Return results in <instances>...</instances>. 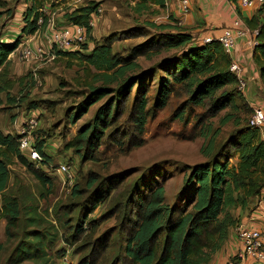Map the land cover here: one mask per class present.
Segmentation results:
<instances>
[{
  "label": "trees",
  "instance_id": "1",
  "mask_svg": "<svg viewBox=\"0 0 264 264\" xmlns=\"http://www.w3.org/2000/svg\"><path fill=\"white\" fill-rule=\"evenodd\" d=\"M66 1L25 0L21 11L23 35L44 31L51 10ZM165 1L139 0L135 10L139 13L147 11L152 4L163 8ZM231 1L241 16L238 0ZM99 6V1L85 0L79 5L65 7L62 14L65 22L83 27L87 38L77 50L52 49L56 58L77 62L86 73L91 74L90 80L84 83L82 98L69 114V124H74L93 104L104 99L92 118L81 125L72 139L65 143V149H73L82 160H95V152L104 136L110 137V133L118 126V118L123 114L125 103L135 85L129 118L132 131L138 136L143 134L149 109L146 107V89L142 85V77L150 69L141 72L140 63L135 60L139 56L151 57L161 51L174 52L155 67L163 72L159 77L156 106L163 107L178 84L186 94L187 103L192 107H206L207 115L215 116L226 108L232 110L223 114L219 127L211 135V125L203 124L200 133L207 141L202 145L201 152L207 159L184 165L183 188L178 195V200L183 198L182 201L169 205L165 200L163 184L155 180L150 183L144 179L146 191L140 184L142 178L139 182L135 180L130 190L115 195V198L123 199L116 205L123 208L120 219L127 227L120 224L116 231L114 238L120 252L111 264H207L227 241L231 229L239 225L241 216L238 213L255 208V202L264 188V138L259 127L249 124L253 108L238 87L237 75L230 71L233 57L216 39L219 35L204 43L203 38L194 37L183 26L151 21L146 22V25L155 32L132 46L126 54H120L112 47L116 35L101 42L92 36L90 19L98 12ZM44 9L50 12L46 13ZM243 21L250 29L257 30L254 38L257 44L253 46L252 57L264 87V3L258 4L249 17H243ZM230 27H223L221 33ZM143 29V26H136L125 33L141 35ZM20 36L16 35L12 42L0 39V105L28 102L30 89L35 85L30 74L28 81L19 78V83L25 84L20 95L16 97L11 93L16 82L10 74L9 55L17 48ZM92 42L90 47L89 43ZM39 105V101L28 102L29 109L35 110ZM240 110L246 114L245 117L236 115ZM183 114L184 110L179 113V117ZM201 119L198 118L197 123H201ZM228 122L233 123L234 130L216 146L220 128ZM117 133L112 136L116 138ZM18 137L17 132L0 129V216L6 221L7 235H11L10 231L18 224L38 223L35 208L27 205L23 207L18 197L6 191L10 166L20 164L32 172L43 188L50 191L52 186V180L46 173L53 160L45 150L47 139L40 135L39 129L33 131V147L41 159L31 160L19 149ZM118 143L122 144L124 140L120 138ZM232 159H235L234 163ZM85 184L84 189L78 182L71 188L73 201L68 206L75 204L78 207L75 224L70 225L73 228L72 236L82 234L92 224L91 221L95 223L89 217L90 214L100 204L111 200L114 196L112 191L119 180L116 176L107 179L90 176ZM108 236L107 233L101 235V245ZM65 250L64 247L61 249L63 252ZM43 252V236L34 233L27 235L14 249L16 260L21 261L40 259ZM230 258L233 259V255ZM79 264L92 263L81 261Z\"/></svg>",
  "mask_w": 264,
  "mask_h": 264
},
{
  "label": "rangeland",
  "instance_id": "2",
  "mask_svg": "<svg viewBox=\"0 0 264 264\" xmlns=\"http://www.w3.org/2000/svg\"><path fill=\"white\" fill-rule=\"evenodd\" d=\"M84 1L73 3L69 0L55 7L51 12L44 9L45 12H50L48 29L23 35L21 11L25 6V0H0V39L12 42L16 35H21L17 48L9 55L10 74L16 82L11 93L18 97L21 88L25 85L19 83V78L23 77L25 82L31 74L35 85L30 89L28 100L40 102L35 110L28 108L29 101L1 104L0 129L4 132L16 133L20 125L35 115L37 117L35 130L39 129L40 135L47 139L45 150L53 159L51 166L46 170L52 180L50 191L43 188L26 167L20 164L10 166L11 174L6 191L18 197L23 207L27 205L35 208L38 223L18 224L10 231L12 234L7 235L6 221L0 216V264H79L81 261L111 264L115 255L120 252L118 242L114 238L116 231L120 224L127 227L120 219L123 208H118L116 205L123 199L115 198V195H121L126 189L130 190L132 183L135 180L139 182L142 178L140 184L145 189L147 184L143 182L144 179L150 183L155 180L163 184L165 200L169 205L182 201L183 198L178 200V195L183 188V176L186 172L184 165H193L207 159L201 152L202 145L207 141L200 133L203 124L211 125L209 132L211 135L219 127L223 114L232 111L226 108L215 116L207 115L206 107H192L187 103L186 94L178 84L167 103L163 107L156 106L159 77L163 72L155 67L162 59L174 52L161 51L151 57L139 56L135 60L140 63L141 72L150 69L142 77V85L146 89V107L149 109L143 134L138 136L132 131L129 118L137 86L135 85L125 103L123 114L118 118V126L110 133V137L104 136L98 151L95 152V160H82L73 149H65V143L72 139L81 125L92 118L96 108L104 101L102 99L96 102L74 124H69V114L82 98V90L85 91L84 83L90 80L91 74L86 73L83 66L77 62L56 58L55 54L52 57L48 51L52 28H65L71 25L62 19L63 9L79 5ZM96 1L100 2V10L91 16L92 36L101 42L109 36L116 35L117 39L112 41L113 50L123 55L132 46L144 41L155 32L146 25V22L165 23L168 19L169 10L166 4L163 8L152 4L147 11L139 13L135 10L139 0ZM136 26H143V34L125 33ZM92 45L93 42L89 43L90 47ZM28 48L32 51V55L24 57L22 51ZM38 49H41V52ZM246 98L249 102L255 98L264 100V92L259 91L254 85L253 92L248 90ZM182 110L184 114L179 117ZM236 115L246 116L242 110L237 111ZM200 117L202 122L197 123ZM233 130L232 122L221 126L220 133L216 137V146L225 141ZM116 132L118 133L114 138L112 135ZM120 138L124 143H118ZM134 142L138 145H132ZM231 161L234 163L235 159ZM62 165L66 170L61 167ZM90 176L99 179L116 176L119 184L112 191L114 196L111 200H106L90 214L89 217H92L95 223L91 221L92 224L87 226L82 234L72 236L73 228L70 225L75 224L78 207L75 204L68 206L73 201L71 188L78 182L84 189L86 180ZM33 233L43 236V257L25 261L16 260L15 247L21 240H25L27 235ZM104 233L109 236L101 245V235ZM63 247L66 249L64 252L61 251Z\"/></svg>",
  "mask_w": 264,
  "mask_h": 264
},
{
  "label": "crops",
  "instance_id": "3",
  "mask_svg": "<svg viewBox=\"0 0 264 264\" xmlns=\"http://www.w3.org/2000/svg\"><path fill=\"white\" fill-rule=\"evenodd\" d=\"M68 1L69 0H67V2ZM71 1L73 3L77 2L76 0ZM165 4L168 6L169 10L167 22L185 27L187 31L192 33V35L197 38H204L207 36L216 38L218 35H220L223 27H233V21L237 17L241 18L243 21V17H249L258 6L256 3L252 6H240L239 13L241 16H239L235 11V4L232 3L231 0H191V7L188 13H181L178 8L177 0H166ZM172 19H175L176 22H174ZM242 28L244 34L236 37V42L234 44L231 56L233 57V60L240 63L242 67L239 75L245 80L246 88L241 92L243 95L245 94L244 96H246L248 90L253 92L254 85L261 92H264V87H262L260 83L259 72L255 63L253 62L252 57L253 47L250 45V40L255 38V35L252 33L253 29H250L244 23V21ZM48 49V51H50L51 43ZM71 50H77V47H73L68 51ZM253 95L255 96V94ZM248 103L253 109L257 106L264 108V100L261 99L259 100L255 98L250 102L248 101ZM260 130L261 135L264 138V126L261 127ZM263 199L264 188L262 189L259 198L255 202V208H253L251 211H240L238 213L241 216L239 225H243L245 227H259L264 229ZM259 207L262 209L259 210ZM252 215H255V218L252 219ZM239 247L240 240L236 234L235 228H233L231 229L229 237L222 248L213 255L212 259L207 264H225L227 257L234 255Z\"/></svg>",
  "mask_w": 264,
  "mask_h": 264
},
{
  "label": "built area",
  "instance_id": "4",
  "mask_svg": "<svg viewBox=\"0 0 264 264\" xmlns=\"http://www.w3.org/2000/svg\"><path fill=\"white\" fill-rule=\"evenodd\" d=\"M77 2L79 0H76ZM262 4L264 0H238L240 6H252L254 4ZM191 0H178V8L181 13H188L190 10ZM98 8L97 11H99ZM243 21L237 17L233 21V27L223 29L222 33L216 38L223 46L224 50L232 54L236 37L243 35L244 31L242 28ZM90 25H93L90 19ZM252 33L257 34V30L253 29ZM86 34L83 27L79 25H69L65 28H53L50 36L51 49L50 54L54 57L52 49L68 51L73 47H78L81 43L86 40ZM212 39L211 36L204 37L202 42H209ZM257 44L255 39L250 40V45L253 47ZM41 52V49H38ZM53 53V54H52ZM24 57L32 55V51L24 49L22 51ZM242 67L240 63L233 60L230 64V71L235 73L238 77V87L240 90L246 88V82L240 77ZM37 117L31 116L19 126L17 133L19 149L24 152L31 160H40L41 156L38 151L33 147V131L37 125ZM249 124L257 126L259 128L264 126V108L257 106L253 109V112L249 118ZM64 170L65 166H61ZM264 205V199L262 200ZM262 208L259 207V210ZM252 219L255 215H252ZM236 234L240 240V247L233 255V259H228L225 264H264V229L259 227H245L238 225L236 228Z\"/></svg>",
  "mask_w": 264,
  "mask_h": 264
}]
</instances>
